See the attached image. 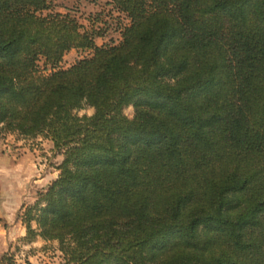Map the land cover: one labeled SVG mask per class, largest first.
<instances>
[{
  "label": "trees",
  "instance_id": "obj_1",
  "mask_svg": "<svg viewBox=\"0 0 264 264\" xmlns=\"http://www.w3.org/2000/svg\"><path fill=\"white\" fill-rule=\"evenodd\" d=\"M108 2L129 21L98 44L51 0H0V131L63 155L23 238L64 264H264V0ZM70 48L91 52L57 66Z\"/></svg>",
  "mask_w": 264,
  "mask_h": 264
},
{
  "label": "rangeland",
  "instance_id": "obj_2",
  "mask_svg": "<svg viewBox=\"0 0 264 264\" xmlns=\"http://www.w3.org/2000/svg\"><path fill=\"white\" fill-rule=\"evenodd\" d=\"M51 2L53 10L70 12L84 28L93 25L95 29H100L102 35L95 38L98 44L117 42L120 39L122 27L129 21L128 17L118 11L108 0H51ZM90 52L91 49L70 48L64 52L57 66L66 67L80 57L90 54ZM51 69V63L46 62L44 57L40 56L37 60V70L48 73ZM93 111L92 106L84 105L82 108L74 110V113L79 116L83 114L91 115ZM122 112L131 118L134 115L133 105H125ZM0 152L4 153L8 164L18 161L26 153V161L33 162L34 167L37 168L36 175L44 173L49 180L48 182L44 181V185L40 186V189L33 190L34 198L30 202L25 201L21 204L18 209L19 216L27 205L34 204L39 191L46 189L50 181L58 175L57 165L62 160L63 155L53 148L52 141L44 134L29 137L17 132L4 131H0ZM31 224L35 226L34 221H31ZM22 226L25 230L24 236L26 227L23 223ZM23 236L12 241L11 249L9 248L0 256V262L7 263L9 260L13 264L16 259V261L20 260L22 264L65 263L57 239L45 240L37 235L32 240L26 241Z\"/></svg>",
  "mask_w": 264,
  "mask_h": 264
},
{
  "label": "crops",
  "instance_id": "obj_3",
  "mask_svg": "<svg viewBox=\"0 0 264 264\" xmlns=\"http://www.w3.org/2000/svg\"><path fill=\"white\" fill-rule=\"evenodd\" d=\"M23 155L18 161L8 164L4 153L0 152V256L11 249L12 241L24 234L25 230L18 216L21 204L30 202L34 198L33 190L40 189L44 181H49L44 173L36 175V166L34 167L33 162L26 161V153ZM13 264L22 263L15 259Z\"/></svg>",
  "mask_w": 264,
  "mask_h": 264
}]
</instances>
